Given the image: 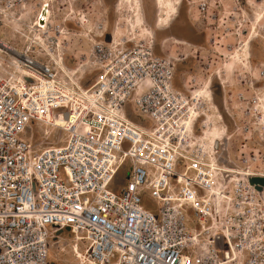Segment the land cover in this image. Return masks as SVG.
I'll return each mask as SVG.
<instances>
[{"label": "built area", "instance_id": "built-area-1", "mask_svg": "<svg viewBox=\"0 0 264 264\" xmlns=\"http://www.w3.org/2000/svg\"><path fill=\"white\" fill-rule=\"evenodd\" d=\"M20 1L0 0V18ZM40 12L26 45L0 37L19 51L0 49V264H49L62 231L79 264H264V187L248 181L264 177V149L242 144L243 172L220 170L229 158L199 143L190 117L212 110L209 87H179L170 58L114 40H94L83 86L59 69L68 30L51 11L40 27Z\"/></svg>", "mask_w": 264, "mask_h": 264}, {"label": "rangeland", "instance_id": "rangeland-1", "mask_svg": "<svg viewBox=\"0 0 264 264\" xmlns=\"http://www.w3.org/2000/svg\"><path fill=\"white\" fill-rule=\"evenodd\" d=\"M45 1L52 24L68 30L56 34L57 52L62 53L68 68H81L72 76L83 86L91 84L96 75L88 62L94 40L151 45L156 54L175 63L177 86L187 84L198 90L205 87L204 81H211L213 97L219 105L223 103L225 113V120H220L213 110L215 123L225 121L232 134L227 136V146H221L222 153L235 168L240 148L245 150L242 144L264 149L259 139L263 126L256 122L260 108L256 97L264 94L260 75V66L264 68V0H179L177 16L165 26L156 0H22L12 18H0V37L13 46L26 45L32 38L29 26ZM249 38L250 44L245 46ZM210 118L214 116L210 114ZM200 129L197 126L196 134ZM34 137L39 139L40 134ZM72 241L73 235L67 231L52 240L49 264H78L71 253Z\"/></svg>", "mask_w": 264, "mask_h": 264}, {"label": "bare ground", "instance_id": "bare-ground-1", "mask_svg": "<svg viewBox=\"0 0 264 264\" xmlns=\"http://www.w3.org/2000/svg\"><path fill=\"white\" fill-rule=\"evenodd\" d=\"M178 3H179V0H156V6L163 11L161 19H160V22H161L162 26H165L166 25L165 22L167 20H169L170 18H172V16H174V14L177 12L176 10H177ZM41 7L42 8H41V12H40V18L38 20V24H39L40 27L45 25V24L43 25V22L44 23L47 22L48 15L50 13L49 3L47 1H45L42 4ZM139 20H140V22H142L141 17H139ZM110 36L113 37V35H110ZM250 39L251 38L246 40V42L244 44L245 46H248L247 45L248 43L250 44ZM2 46H8L9 47V50H7L5 48L4 49L0 48L2 51L6 52L8 54L10 52H12V54H15V53L19 52V51H17L16 48H13V47L9 46L8 43H6V42H2ZM58 47H60V46H58ZM59 50L60 49L56 50V52L57 51L59 52ZM9 55H11V54H9ZM59 69L61 71H65V73L67 74L69 79L73 80V76L72 75H74V73H77L78 70L81 69V68H79V67L78 68H75V67H72V68L69 67L68 68L66 66V64L62 63V64L59 65ZM66 69H68L70 71V73H67ZM210 84H211L210 80H208L206 82L204 81L205 87L206 88L209 87V90L211 91V93H213ZM67 90L71 91V89L69 87H67ZM258 100H259L258 103L260 104V107H262L264 109V94L261 95V96H258ZM223 106H224L223 103H222V105H219L215 101L214 97L212 96V105H211L210 108H213V109H212L211 113L208 112V113H202V114L198 115V114H195L193 112L191 114V116H190L192 118V120L194 121L193 126H192L193 131H194V128H196L197 123L199 121H202V123H201V126H202L201 131L197 135L199 143L202 146H204V148H206L207 151H211L212 150L213 153H217V149H218V151L220 152L221 155H222V151H225V149L221 148V146L226 147L227 144H228L227 136H229V134L232 135L231 131H229L228 127H226L227 125H226L225 121H224L223 125L215 123V120L217 119V116H218V118L220 120H222V119L225 120V116H224L225 113H224ZM213 110H214V112L217 113V116H215L213 114ZM210 114L214 116L213 119L210 118ZM193 116H194V118H193ZM62 123H63V120L55 119V122L52 125L60 127L62 125ZM228 161L229 162L225 163V164H218L220 170H222L223 172L235 173L236 175H238L239 173L243 172V171L237 170V168H235V166L231 165V163H230L231 161L230 160H228ZM247 174H249V173H247ZM222 195H223V193L219 189L217 191V198L219 199ZM71 253H72V256L75 259H78V256L81 255V250L79 248L78 241H75V240L72 241ZM78 264H79V261H78Z\"/></svg>", "mask_w": 264, "mask_h": 264}, {"label": "water", "instance_id": "water-1", "mask_svg": "<svg viewBox=\"0 0 264 264\" xmlns=\"http://www.w3.org/2000/svg\"><path fill=\"white\" fill-rule=\"evenodd\" d=\"M248 181L251 185H253L258 190H261L264 187V177L260 176H250Z\"/></svg>", "mask_w": 264, "mask_h": 264}, {"label": "flooded vegetation", "instance_id": "flooded-vegetation-1", "mask_svg": "<svg viewBox=\"0 0 264 264\" xmlns=\"http://www.w3.org/2000/svg\"><path fill=\"white\" fill-rule=\"evenodd\" d=\"M176 16H177V13L174 15V17H176ZM174 17H173V18H174ZM171 25H172V24H171ZM171 25L169 26V28H168V29H170V28H171Z\"/></svg>", "mask_w": 264, "mask_h": 264}]
</instances>
